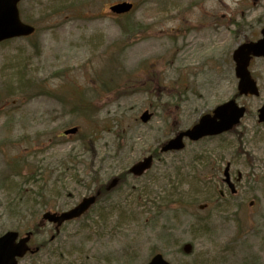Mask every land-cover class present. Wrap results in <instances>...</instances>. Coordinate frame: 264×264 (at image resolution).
<instances>
[{
    "label": "rangeland",
    "instance_id": "rangeland-1",
    "mask_svg": "<svg viewBox=\"0 0 264 264\" xmlns=\"http://www.w3.org/2000/svg\"><path fill=\"white\" fill-rule=\"evenodd\" d=\"M124 1L131 15L109 11ZM20 11L37 33L0 45V236L36 230L40 250L19 264H264V58L250 66L259 97L239 95L233 61L261 38L264 0H24ZM80 100L88 117L73 111ZM231 100L248 110L234 131L159 154ZM155 153L145 176H126ZM122 175L60 233L37 229Z\"/></svg>",
    "mask_w": 264,
    "mask_h": 264
},
{
    "label": "water",
    "instance_id": "water-1",
    "mask_svg": "<svg viewBox=\"0 0 264 264\" xmlns=\"http://www.w3.org/2000/svg\"><path fill=\"white\" fill-rule=\"evenodd\" d=\"M22 0H0V43L18 37H28L35 32L31 26L25 25L21 22L18 4ZM131 4H119L111 8L116 14H125L132 10ZM263 39L256 43H248L240 46L234 54L236 62V74L240 79L239 91L241 95L259 96L260 92L257 83L253 80L249 71V66L253 57H264V30L262 31ZM246 109L240 108L234 101L218 107L213 116L207 115L202 118L200 123L193 129L179 134L175 139L169 141L162 148L163 153L172 151H181L185 148L184 139L189 138L193 141H198L206 136H216L224 132L231 131L237 126L241 119L245 116ZM153 115L146 112L142 116V121L147 123L151 120ZM259 121L264 123V107L259 111ZM78 129H72L65 132L66 135L77 133ZM153 158L149 157L144 162L139 163L131 169V173L135 176H142L146 171L152 167ZM229 168L225 175L227 182L230 183ZM119 183L115 179L110 185L109 190L116 187ZM234 190V185L229 184ZM96 197L86 199L73 211L63 215L47 213L44 215V220L58 223L61 226L65 221L80 217L88 211V209L95 203ZM32 234L29 233L26 238L19 242V234L16 232H8L0 237V264H18L17 258H23L28 251V243ZM186 251H190L191 247L187 246ZM149 264H169L161 255L154 257Z\"/></svg>",
    "mask_w": 264,
    "mask_h": 264
},
{
    "label": "trees",
    "instance_id": "trees-1",
    "mask_svg": "<svg viewBox=\"0 0 264 264\" xmlns=\"http://www.w3.org/2000/svg\"><path fill=\"white\" fill-rule=\"evenodd\" d=\"M78 104H79V108L75 107L73 111L75 112L77 109H79V111L76 112V113H78V115L88 117L93 109L91 110L90 106L87 105L85 102H83V100H80V102ZM86 144H87V142H86Z\"/></svg>",
    "mask_w": 264,
    "mask_h": 264
},
{
    "label": "flooded vegetation",
    "instance_id": "flooded-vegetation-1",
    "mask_svg": "<svg viewBox=\"0 0 264 264\" xmlns=\"http://www.w3.org/2000/svg\"><path fill=\"white\" fill-rule=\"evenodd\" d=\"M234 182V181H233ZM235 183V182H234ZM235 186H236V183H235Z\"/></svg>",
    "mask_w": 264,
    "mask_h": 264
}]
</instances>
